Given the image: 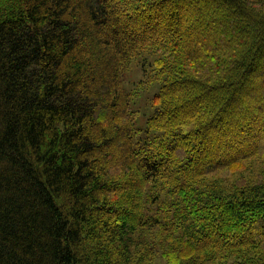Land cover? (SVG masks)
I'll return each instance as SVG.
<instances>
[{
	"label": "trees",
	"instance_id": "trees-1",
	"mask_svg": "<svg viewBox=\"0 0 264 264\" xmlns=\"http://www.w3.org/2000/svg\"><path fill=\"white\" fill-rule=\"evenodd\" d=\"M157 259L264 264V0H0V264Z\"/></svg>",
	"mask_w": 264,
	"mask_h": 264
},
{
	"label": "rangeland",
	"instance_id": "rangeland-1",
	"mask_svg": "<svg viewBox=\"0 0 264 264\" xmlns=\"http://www.w3.org/2000/svg\"><path fill=\"white\" fill-rule=\"evenodd\" d=\"M148 55L144 52L142 55L136 58L131 64V67L124 73V85L125 88L130 92H137V103L135 107L139 108L141 111L137 115L136 122L139 127H144L146 119L153 113V107L151 105L152 98L159 90V83L153 82L148 84L146 89H142L139 91V88L143 85H146L144 80L148 75V71H145L144 65L142 64L144 58H147ZM151 61H146L145 65L147 69H151L152 66ZM154 264H164L162 259H157Z\"/></svg>",
	"mask_w": 264,
	"mask_h": 264
}]
</instances>
